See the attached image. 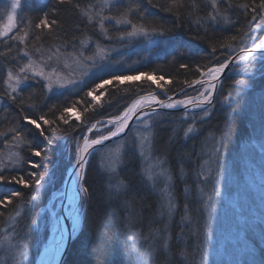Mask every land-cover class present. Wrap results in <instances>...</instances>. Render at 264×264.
Masks as SVG:
<instances>
[{
	"label": "snow or ice",
	"instance_id": "1",
	"mask_svg": "<svg viewBox=\"0 0 264 264\" xmlns=\"http://www.w3.org/2000/svg\"><path fill=\"white\" fill-rule=\"evenodd\" d=\"M121 3L122 0H104L99 9L89 7L82 10L81 15L86 20L84 27L91 26L98 29L104 40L115 41L121 47H128L143 40L155 47L162 40L165 48L161 51L165 55H173L174 58L184 55L172 36V29L166 28L157 14L151 10L158 8L175 16L177 21H181L176 24L177 28L187 25L195 33L193 39L208 44L210 52L206 57V63L197 64L194 71L191 65L180 63V69L193 71L196 78L190 81L185 79L183 81L185 87L180 88L179 93L173 91L172 95H169L171 89H166L165 85L171 84L172 78H166L164 74L157 75L155 72L143 71L123 74L116 68V65L122 63L123 57L119 60L111 59V53L116 51V48L111 43L103 45L99 40H93L91 36L84 39L76 36L75 32L80 29L79 24L71 29L73 34L70 39L67 38L68 30L61 26L60 20L56 18L50 20L47 13L34 23L29 22L25 28H18L14 13L20 6V0H12L7 22L0 25V42H14L9 44L4 51H0V58L10 60L7 66H0L3 84L0 90V108L3 110L0 113V126H4L3 130H0V141L6 149V152L0 151V186L20 185L23 189H28L30 194L18 190H11L10 193L0 192V207L4 210L0 211V216H4L7 211L6 219L10 221L9 230L0 229V261L3 264H30L28 245L24 242L21 232L18 231L20 227L18 218L22 217L25 206L33 205L40 198L41 190L51 180L52 173L45 166V161L48 158V151L55 144V137L62 134L63 138L69 142L71 156L69 163L74 179L71 181L69 188L71 195L68 199L71 204L75 205L79 199L84 201L92 199V192L87 186L86 179L90 157L99 152L101 148L107 147L106 142L127 136L133 120L138 122L135 142L144 165L141 175L153 188L157 187L158 182H162L163 185L158 190L155 216L148 220V233L143 237L154 247L147 259L138 254L139 264H152V258L159 255L165 256V264H171L168 254L174 238L182 245V250L172 258L176 264H211L207 255H200L199 259H196L195 254L200 252L201 245L200 243L192 244V238L199 240L201 230L206 237L208 225L206 218L203 224L193 220L189 214L190 205L187 199L183 205V215L177 224L179 231L176 232L175 237L172 235L170 229L175 223L174 218L179 205L175 195L173 173L167 166V159L153 155V122L155 118H162L166 115L162 110L183 108L181 123L187 125L183 128V137L191 139L201 133L202 126L211 119L215 111V93L222 87L221 77L226 69L231 66L234 70L247 74L253 72L257 61H264V36L258 35L259 32H264V0H259V3H256V0H251V3H235L234 0H202V3H197L196 0H191V3L188 0H163L162 3H153V0H148L151 7L143 6L141 0H129V3L123 7H120ZM56 4H72L77 9L80 7L78 4H73V0H56ZM105 8H107V14ZM113 9L118 14H113ZM57 10V8L52 9L53 13ZM241 12L244 17L243 21L239 19ZM233 15L237 16V19L234 20ZM110 24H114L118 30V35L115 37L109 33L108 25ZM237 24L240 27L230 38L221 41L209 36V32L215 33L217 28H232ZM14 30L15 34H12ZM33 30L46 31L57 39H60L63 34V42L54 49H49L46 58L41 55L40 59L36 60L28 44L29 34ZM90 49L93 50L90 51ZM34 51L42 53L43 49L35 48ZM218 52L219 55H217ZM73 65H75L74 70L64 71L72 69ZM105 76L108 78H104ZM90 80L91 87L88 86ZM141 80L150 81L156 88L161 89L164 98L154 91L139 95L119 115L95 120L90 123V126L83 122L76 125L70 123L73 117L76 121H81V114L75 111L81 104L80 100H76L70 107H64L63 110L55 104L51 106L46 104L50 98L49 93L63 95V92L58 90H71L78 93L87 87L88 90L84 95L91 98L83 109L87 113L93 109L94 104L99 103L103 92L99 95L94 94L99 89L106 85L118 87L125 82ZM234 83L236 87L229 88L227 95L222 96L223 102L227 103L232 100L234 103L236 99H239L248 81L236 80ZM188 88H192L196 95L186 94ZM139 90L137 87V91ZM177 95H182L183 98H174ZM37 99H39L38 103ZM4 101H7L6 105ZM44 107H47L46 112L43 111ZM10 108L18 110L15 115ZM189 120L191 122H188ZM177 131L178 128L172 129L173 134L169 136V143L174 142ZM226 138L227 133L224 132L221 133V137L206 136L203 145L211 142L210 154L204 151L203 146L199 153L191 151L178 153L181 179H183L185 158L193 155H207L208 159L198 163L201 170L194 173L197 187L202 182V178L207 180L208 177L203 170L204 166L215 161L219 148L223 147V139ZM72 145L75 146L74 150ZM123 147L124 145L120 144L116 149H109L106 153L105 171L108 174V187L109 189L115 188L117 194L122 189L130 187V183L119 179L118 165L122 163L121 149ZM262 150H264V145H262ZM23 152H28L31 157L40 159L35 161L28 156H22ZM25 164L30 168L27 172H23ZM41 169H43L42 172ZM208 171L210 172L211 169ZM5 172L16 174L5 175ZM114 178L116 183L112 184L111 181ZM187 191L186 186L185 192ZM212 191L216 196L220 195L218 187H214ZM201 193L207 212L209 198L203 189ZM123 206L129 209L125 220L127 224H131L133 219L131 205L125 201ZM70 214L73 215L74 223L77 222L81 215L78 206L71 207ZM51 217L53 230L59 231L63 239L62 217L54 210L51 212ZM140 219L143 222L142 216ZM96 223L102 227L108 226L107 218L99 215L96 217ZM161 224L162 227H154V225ZM139 236L140 233L135 232L127 235V239L135 240ZM262 236H264V231H262ZM59 255V243L55 247L46 246L41 264H57Z\"/></svg>",
	"mask_w": 264,
	"mask_h": 264
},
{
	"label": "trees",
	"instance_id": "2",
	"mask_svg": "<svg viewBox=\"0 0 264 264\" xmlns=\"http://www.w3.org/2000/svg\"><path fill=\"white\" fill-rule=\"evenodd\" d=\"M141 2L145 7H151L148 4V0H141ZM162 2L163 0H153V3ZM188 2L191 3V0H188ZM196 2L202 3V0H196ZM234 2L251 3V0H234ZM103 3L104 0H73V4H78L80 6L79 9H77L74 8L72 4L57 5L56 0H40L36 5L29 9H23L20 11V13L17 14L16 24L18 25V28H25L29 22L34 23L47 13L50 20L53 18L60 20L61 26L68 30V39H70L73 34L71 29L79 24L80 29L75 32L76 36L81 39L91 36L93 40H99L103 45L111 43L112 46H115L118 43H115V41L109 42L104 40L99 34L98 29H94L91 26L88 28L84 27L86 20L82 17L81 11L88 9L89 7L99 9ZM127 3H129V0H122L120 7H123ZM256 3H259V0H256ZM53 8L58 9L56 13H53ZM5 9L6 6H4V3L0 2V23L3 21ZM151 10L157 14L158 18L164 23L166 28L172 29V36L184 55L176 56L174 58L173 55H165L163 52L162 54L152 56L151 58L145 60L142 59L140 61L142 62L141 65L137 67L135 72H155L157 75L164 74L166 78H172V83L165 85L166 89H171L169 94H172L173 91L176 92L177 90H180V88L185 87L183 84L185 79L190 81L191 79L196 78V76L193 75L195 66L197 64L206 63V57L208 52H210V48L207 43L193 39L195 33L187 25H182L177 28L176 24L181 23V21H177L175 16L161 11L158 8H152ZM105 13L107 14V8H105ZM113 14H118L115 9H113ZM232 18L235 20L237 19V16L233 15ZM239 19L241 21L244 19L242 12L239 15ZM108 27L110 35L113 37L118 35V30L114 24H110ZM239 27L240 25L237 24L236 27L232 28H217L215 33L209 32V36L218 38L222 41L225 38H230L232 35H235L237 28ZM12 34H15V30ZM258 35L263 36L264 32H261ZM62 42L63 34H61L60 39H57L54 35H49L46 31L38 30L31 31L28 39V44L31 46L33 52L35 48H42L43 51L44 49H54L56 46L61 45ZM12 43L14 42H0V51H4L5 48ZM13 55H15V53H13ZM217 55H219V52ZM9 62V59L0 58V66H7ZM180 63L191 65L193 71L180 69ZM256 67H258V64H256ZM232 70L233 68L226 73L222 81L220 94L214 101L215 111L213 112L211 119L202 126L199 135L191 139H185L183 137V129H180L177 122L181 112H163L166 115L162 118L154 119L152 128L154 134V153L160 154L163 158L167 159V166L173 173L174 188L176 191L177 203L179 205L174 219L175 223L176 218L182 216L183 204L181 202V193L185 185L179 178L181 172L180 163L177 159L178 153L186 151L199 153L202 146L204 147V151L207 152L208 149H211V142L209 141L207 145H203L206 136L210 137L211 135H215L216 137H221L222 132L227 133V138L223 139V147L219 148L218 157L213 162L214 167L219 174L225 170L226 165L232 166V170L234 171L246 162L245 158L247 155H250L251 157L255 155L256 151L251 154L249 152L250 149L247 147L248 140H253L258 143H262L261 141L264 140V66L260 65L254 70L252 75L244 79L248 81V84L240 93L239 99H236L234 103L230 100L226 104H223L222 96L227 95L229 88H235L236 85L234 82L238 80L234 79L231 75H228ZM104 78L108 77L105 76ZM88 86L91 87V81ZM153 86L155 85L151 82H125L118 87L106 85L94 94L99 95L100 92H103L101 99L110 102L111 106H120L119 110L121 112L128 106L135 96L148 93L147 91H144L132 94L137 91V87H139V89H144ZM2 88V76H0V90H2ZM87 90L88 88L85 87L83 91L78 93L72 92L71 90H59L60 92H63V95L49 93L50 98L46 101V104L47 106L55 104L60 110H63L64 107H70L76 100H80L81 104L75 109V111L79 112L81 117L89 119L93 118L90 123L112 115H119L120 112L118 114L108 113L111 110L110 108L107 109L108 107H101L96 111L94 110V112L93 109H90L89 112L85 113L83 109L87 106L86 102L91 100L90 97L84 95ZM192 91L193 90L190 89L188 93L192 94ZM25 95H27V93H25ZM159 95L162 97L161 93H159ZM38 102L39 99H37V103ZM4 104L6 105L7 101H4ZM2 111V108H0V113H2ZM10 111L15 115V112L18 110L10 108ZM43 111L46 112L47 107H44ZM70 123L73 125L77 124L74 117ZM3 127L4 126H0V130H3ZM173 128H178V131L174 142L169 143V136L173 134ZM124 141L125 145L122 149V163L118 165V172L119 179H123L126 183H130V187L122 189L119 194L116 193L115 188L109 189L108 174L105 171V168L100 164L101 156L100 158L98 156V154L102 152L99 151L95 153L87 167L86 177L87 186L92 192V199L85 201L81 228L71 241L62 264H139L137 258L138 254L147 259L148 254L153 250L154 246L145 241L143 237L148 233V220L155 216L158 194L153 191V188L141 175L144 165L139 157L135 138L131 132L125 137ZM68 143L69 142L63 138L62 134H58L55 137V144L47 153L48 158L45 161V166L47 168L54 167L55 169L58 167L61 156L66 152ZM4 150V144L0 141V151ZM21 155L28 156L35 161H39L40 159L31 157L28 152H23ZM206 157V155H193L190 158H185L183 160V172L186 174H193L195 168L196 171L199 169L198 163L202 160H206ZM193 161H197V163H193ZM29 170V166L25 164L23 172ZM40 171L42 172L43 169ZM9 174L16 173L5 172V175ZM224 178H226V176ZM111 183L115 184L116 179L114 178ZM11 190L23 191L30 194L28 189H23L20 185L5 184L0 186V192L10 193ZM125 201H128L131 205V210L133 212L131 224H127L125 220L126 214L129 211L128 208L123 206ZM17 204H19V201H17ZM31 207L30 205L25 206L22 217L18 218L20 220L18 231L21 232L24 242L26 239L29 240V244L31 243V235L34 234L32 227L35 217ZM141 209H143L142 212ZM0 211H4L2 207H0ZM137 213L140 215L137 216ZM198 213L199 212L196 211V215H194L192 210H190V216L197 222L202 219V216ZM12 214L14 215V212ZM98 215L107 218V227L99 226L96 223V217ZM7 216V211H5L4 216H0V229L8 226L5 224ZM140 216L143 217V222H141ZM177 224L174 225L173 223L171 228L173 237H175L176 232L179 231ZM155 226L162 227V224L154 225V227ZM208 227H210L213 232L215 231L211 226L208 225ZM193 228H195L194 225ZM129 229H131V231H129ZM254 231V233L252 230L246 231L244 242L247 244L248 248L240 255L239 259L235 260L233 257L228 258L226 261H223V264H264V236H262L264 223L260 224L259 228ZM135 232H139L140 236L135 240H128L127 235H131ZM207 239H205L202 234L199 240L192 238V244L200 243L201 245L200 252L195 254L197 260L199 259V254L203 251L202 246L204 241ZM261 243H263V245H261ZM181 250L182 245L174 238L172 240L171 251L168 254V259L171 260V264H176V261L172 258L177 256ZM29 262L30 264H33V257L29 258ZM152 264H165V256L159 255L153 257Z\"/></svg>",
	"mask_w": 264,
	"mask_h": 264
},
{
	"label": "rangeland",
	"instance_id": "3",
	"mask_svg": "<svg viewBox=\"0 0 264 264\" xmlns=\"http://www.w3.org/2000/svg\"><path fill=\"white\" fill-rule=\"evenodd\" d=\"M39 1L40 0H20V6L15 10L14 13L15 20L17 18V14L20 13V11H22L23 9H29L30 7L36 5ZM0 2L4 3V6H6L3 21L0 23V25H3L7 22L8 12L11 11L12 0H1ZM260 33L261 32H259L258 34ZM113 47L116 48V51L111 53V59L119 60L121 57H123L122 63L116 65L117 70H120L123 74H130L131 72H135L137 70V67L142 63L140 62L142 59L145 60L151 58L152 56L162 54L163 51L161 50L165 48V45L161 40L158 46L154 47L148 41L143 40L129 45L128 47H121L119 44ZM46 50L48 49H44L42 53H35L34 51L33 58L39 60L41 55H44L46 58ZM136 61H139V63H135ZM69 63H71V61H69ZM256 64H258V67L260 65L264 66V61H257ZM127 66L131 67L129 68ZM258 67H256L255 69H257ZM74 69L75 65L72 66V69L64 71L67 72ZM254 70L251 73L245 74L243 71H236L233 69L232 72L230 71L228 73V75H231L234 79L244 80L246 77L252 75L254 73ZM79 78V75H77V79ZM141 82L150 83V81L144 80H141ZM150 89L157 88L156 86L148 87L140 89L139 91H136L132 94L149 91ZM192 92L193 93L191 95H196V92L194 90ZM219 94L220 88L215 95V99L219 96ZM223 104L226 103L223 102ZM93 106H95L93 107L95 111L100 109L101 107H108L107 109H111L110 112H108L110 114H118L120 112V106H111L110 102H108L107 100L104 101L100 99L99 103H96ZM183 114L184 111H181L180 117L177 121L180 129H183L187 126L186 123H181ZM92 119L81 117V121H76V123L78 124L83 122L89 125ZM188 122L191 121L189 120ZM137 126L138 122L136 121L132 124L131 130L128 131L127 135L131 132L133 137L135 138ZM125 137L123 139H116L110 143H107V147L100 149L102 153H99L98 156L99 158L101 156V166L105 168V165L107 163L106 153L109 149L114 150L120 144L125 145ZM248 141L249 142H247V147L250 149V154L254 151H256V153L252 157L250 155H247L245 158L246 162L236 170L233 171L232 166L226 165L225 170H223V172L219 171L221 174H218V171H216L213 162H210L208 165H205L203 169L208 179L203 180L202 178V182L199 184V187L196 186V177L194 174L196 172V168L193 174H186L185 172H183V179H181V176H179L181 182L185 184L181 193L182 204L184 205L185 199H187L189 205H191L190 210H192L193 214L196 215L197 211L199 212L198 214L202 216V219H200L199 223L203 224L206 218L208 223L207 225L211 226L215 230L213 232L211 228L208 227L206 237L201 230V234L204 236V238L208 239L204 241V244L202 246L203 251L199 254V257L200 255H207L208 260L211 262V264H223V261H226L228 258L232 257L235 258V260L239 259L240 255L244 253V251H246L248 248L247 244L244 242L246 231L252 230L254 233V230L258 229L260 224L264 223V150H262L264 140L261 141L262 143H258L253 140ZM71 147L74 150L75 146L72 145ZM4 151L6 152V149ZM207 152L210 154L211 149H208ZM153 155L163 158L162 155L155 154L154 150ZM92 157H90V160ZM70 159L71 156L69 153L68 143L66 152H64L61 156L58 167L51 171L52 177L50 182L46 184L44 189L41 190L40 198L36 202H34L33 205H30V207H33H31V209L33 210L35 215L32 227L34 234L31 235V243L29 244L28 239H26L25 243L28 245L29 258L33 257V264H36L37 262V256L40 252L41 245L47 238L48 228L52 220V211H50L47 207L50 202V195L60 185L64 171L70 165ZM206 159H208V156L206 157ZM208 169H211V171L209 172ZM200 170L201 169L199 167L197 171ZM225 176L226 178H224ZM149 185L152 187L150 183ZM162 186V182H158L157 187L152 188L158 194V190ZM186 186L188 188L187 192H185ZM214 187L219 188V196H216L212 191ZM201 189H203V191L207 193V197L209 198V209L207 212L204 208V197L202 196ZM83 202L84 200L81 199V213L83 212ZM37 213H39V215H37ZM180 219L181 216L180 218L177 217L176 223H174V225H176L177 222L180 221ZM5 224H7L8 226L3 227L2 229L7 231L10 229V221L6 219ZM261 245H263V243H261ZM0 264H3V262L0 261Z\"/></svg>",
	"mask_w": 264,
	"mask_h": 264
},
{
	"label": "bare ground",
	"instance_id": "4",
	"mask_svg": "<svg viewBox=\"0 0 264 264\" xmlns=\"http://www.w3.org/2000/svg\"><path fill=\"white\" fill-rule=\"evenodd\" d=\"M232 68L233 67H230L229 70H231ZM190 89L192 88L186 89V94L191 95L190 93H188ZM151 91H154L158 94L162 93L161 89L159 88L154 89V90H149L147 92H151ZM176 93H179V90H177ZM169 95H172V94H169ZM176 98H183V96L177 95ZM106 118H103V119H106ZM53 170H54V167L50 168V171H53ZM72 179H74V173L72 172L71 165H69L64 171L60 185L55 191L52 192V194L50 195V200H49L50 202L49 204L47 203L48 204L47 207L50 211L54 210L62 217L63 239H61V234L59 231L53 230L52 220H51L49 228H48L47 238L45 242L41 245L40 252L37 256L36 264H41V258L45 251V247L46 246L55 247L57 243L60 244V255L57 257V264H62L71 241L74 239V237L77 235V233L79 232L81 228L82 219H83L82 216H83V212L85 208V201L83 202V212L82 213L80 210L81 199L77 200L75 205L71 204V202L69 201L68 197L69 195H71L69 188H70ZM53 206H55V208H53ZM77 206L79 208L81 215H80L79 220L74 223L73 215H71L70 212H71V207H77ZM74 227H75V231H73Z\"/></svg>",
	"mask_w": 264,
	"mask_h": 264
},
{
	"label": "water",
	"instance_id": "5",
	"mask_svg": "<svg viewBox=\"0 0 264 264\" xmlns=\"http://www.w3.org/2000/svg\"><path fill=\"white\" fill-rule=\"evenodd\" d=\"M231 67V66H230ZM229 67V68H230ZM229 68L228 69H226V71H225V73L222 75V77H221V82H222V80H223V78H224V76H225V74L227 73V71L229 70ZM196 87V86H195ZM189 89V88H188ZM145 95V94H144ZM138 97V96H137ZM137 97H135V99L137 98ZM174 98H176V96L174 97ZM162 111H169V112H181V111H184V109L183 108H179V109H174V110H162ZM135 122V120H133L132 122H131V125L133 124ZM131 125H130V127H131ZM118 139V138H117ZM116 140V139H115ZM110 142H112V141H109V142H106V143H110ZM63 260V259H62Z\"/></svg>",
	"mask_w": 264,
	"mask_h": 264
}]
</instances>
